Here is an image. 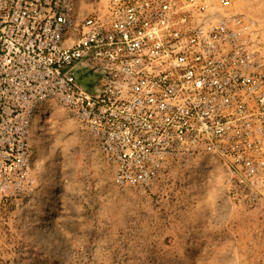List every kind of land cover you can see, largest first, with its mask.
<instances>
[{
    "label": "built area",
    "instance_id": "obj_1",
    "mask_svg": "<svg viewBox=\"0 0 264 264\" xmlns=\"http://www.w3.org/2000/svg\"><path fill=\"white\" fill-rule=\"evenodd\" d=\"M0 0V202L34 185L35 112L54 101L97 143L113 182L150 190L208 154L239 203L264 202V41L234 0ZM95 81L85 90L78 73Z\"/></svg>",
    "mask_w": 264,
    "mask_h": 264
},
{
    "label": "rangeland",
    "instance_id": "obj_2",
    "mask_svg": "<svg viewBox=\"0 0 264 264\" xmlns=\"http://www.w3.org/2000/svg\"><path fill=\"white\" fill-rule=\"evenodd\" d=\"M230 11L264 41V0H234ZM77 79L97 86L85 70ZM30 145L34 185L0 202V264H264V202L234 199L210 155L172 161L146 192L118 186L97 143L54 101L35 112Z\"/></svg>",
    "mask_w": 264,
    "mask_h": 264
},
{
    "label": "bare ground",
    "instance_id": "obj_3",
    "mask_svg": "<svg viewBox=\"0 0 264 264\" xmlns=\"http://www.w3.org/2000/svg\"><path fill=\"white\" fill-rule=\"evenodd\" d=\"M42 112V111H41ZM40 115V114H39ZM40 116H37L36 118L39 119ZM37 122V121H36Z\"/></svg>",
    "mask_w": 264,
    "mask_h": 264
}]
</instances>
